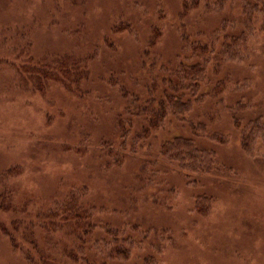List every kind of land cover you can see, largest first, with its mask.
Masks as SVG:
<instances>
[{"label": "rangeland", "instance_id": "obj_1", "mask_svg": "<svg viewBox=\"0 0 264 264\" xmlns=\"http://www.w3.org/2000/svg\"><path fill=\"white\" fill-rule=\"evenodd\" d=\"M0 264H264V0H0Z\"/></svg>", "mask_w": 264, "mask_h": 264}, {"label": "trees", "instance_id": "obj_2", "mask_svg": "<svg viewBox=\"0 0 264 264\" xmlns=\"http://www.w3.org/2000/svg\"><path fill=\"white\" fill-rule=\"evenodd\" d=\"M179 69L182 70V74H184L183 77L191 82H195V80L199 78V65L191 69H186L184 65H180ZM197 89L198 88H192V93L196 94L198 91ZM180 94V92H176L177 96H174L170 106L179 112L181 108H184L183 104L186 103L184 102L183 95ZM161 151L166 158L173 160L178 168L185 173L206 175L211 171L212 154L201 152L191 139L176 137L170 144L167 143L162 145ZM68 219L72 220L71 218ZM74 220L78 221V217L74 218ZM83 227L82 231L87 230L85 226Z\"/></svg>", "mask_w": 264, "mask_h": 264}]
</instances>
